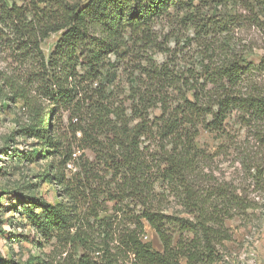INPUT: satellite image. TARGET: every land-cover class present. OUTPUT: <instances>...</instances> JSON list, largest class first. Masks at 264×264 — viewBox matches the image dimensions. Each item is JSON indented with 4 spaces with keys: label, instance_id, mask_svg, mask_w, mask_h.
Returning <instances> with one entry per match:
<instances>
[{
    "label": "trees",
    "instance_id": "1",
    "mask_svg": "<svg viewBox=\"0 0 264 264\" xmlns=\"http://www.w3.org/2000/svg\"><path fill=\"white\" fill-rule=\"evenodd\" d=\"M223 1L0 0V64L13 63L1 81L8 99L21 102L22 129L48 161L42 177L60 199L22 196L17 211L31 234L15 238L36 255L18 263L11 251L0 264L215 262L230 239L225 222L249 206L212 181L204 168L211 156L196 139L201 131L225 138L234 120L264 148V48L228 38L242 18L264 41V0H234L244 16L221 14ZM161 20L191 28L197 48L187 54L175 37L160 62L143 59L124 72L119 90L117 60L138 53L127 40L156 45L151 29ZM50 35L59 40L46 57L41 45ZM63 113L73 137L80 135L78 151L89 150L92 160L64 147L55 125ZM170 198L180 212L165 208ZM146 225L161 252L143 241ZM46 246L61 247L57 262L44 259Z\"/></svg>",
    "mask_w": 264,
    "mask_h": 264
},
{
    "label": "rangeland",
    "instance_id": "2",
    "mask_svg": "<svg viewBox=\"0 0 264 264\" xmlns=\"http://www.w3.org/2000/svg\"><path fill=\"white\" fill-rule=\"evenodd\" d=\"M218 9L221 10V14L234 10L239 11L241 16L246 15V12L242 11L234 0H224L223 6ZM240 19L242 22L238 23L228 38L232 36L235 39L239 38L242 45L251 39L257 47L264 48V41L258 36L257 29L244 19ZM151 33L153 39L157 38L156 45L153 46L133 45L134 37L127 40L129 52H138L140 55L137 53L136 58L133 55L127 56L122 61L117 60V65L120 66L118 70L120 77L119 82L115 84L118 83L119 90L126 88L127 85V74L124 72L131 71L143 59L160 62L164 57L160 51L164 45L168 49H173L175 37L179 39L180 44L187 46L185 53L191 54L197 48L193 30L174 20L159 21L152 27ZM58 40L57 36L50 35L42 43L41 49L46 57L53 51ZM209 40L216 46L221 44V40L216 41L213 38ZM258 52L262 54L261 51ZM6 57L9 58V54ZM113 61L114 58L111 62ZM6 63L13 64L10 59H7ZM6 63L0 64V72H3L1 70ZM9 96V91L3 87L0 75V230L6 234L4 237L0 235V258L6 260L12 251L15 262L19 260L18 263H21L36 255L30 243L15 238L27 237L31 234L26 216L17 211V206L23 201L22 196L28 194L41 197L50 203L59 202L60 199L57 186L42 177L48 161L38 156L37 142L22 129L27 124L22 104L18 101H10ZM154 114L158 112L154 111ZM55 125L63 138L64 147H71V150L75 151L73 158L82 154L84 158L90 160L94 158L89 150L78 151L79 145L74 140L80 138V135L77 133L73 137L68 127L66 113L60 115ZM254 138L252 132L240 127L232 120L227 126L225 138L201 131L196 139L198 148L211 156L204 168L207 169L206 172L211 176L212 181L217 179L226 183L229 188H234L232 190H236L249 206L243 214L225 222L230 239L217 247V257L213 264H264V148ZM255 170L259 172L256 173ZM164 206L169 213L180 212L177 202L172 198L168 199ZM8 235L13 237L8 239ZM143 241L149 243L155 251H162L155 233L147 225ZM51 247H44V254L51 252V255L44 259L48 262H57L61 247L58 249ZM79 254L80 252L77 251L76 256Z\"/></svg>",
    "mask_w": 264,
    "mask_h": 264
}]
</instances>
